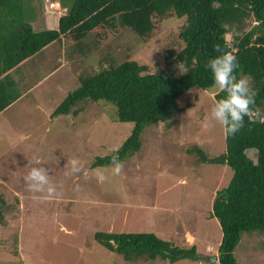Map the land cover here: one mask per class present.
<instances>
[{
    "label": "rangeland",
    "instance_id": "374dc122",
    "mask_svg": "<svg viewBox=\"0 0 264 264\" xmlns=\"http://www.w3.org/2000/svg\"><path fill=\"white\" fill-rule=\"evenodd\" d=\"M18 0L23 18L41 28L43 14L56 17L72 0ZM11 16V23L15 19ZM53 18V19H54ZM183 17L158 24L153 37L142 41L131 28L95 41L94 32L68 42L53 40L12 70L20 97L0 111V195L5 202L0 220V264H121L123 259L93 239L94 230L153 231L182 246L195 243L198 254L215 251L221 231L210 214L211 198L231 170L224 164L202 162L223 149V133L210 125L212 92L190 87L177 97L181 109L168 123L149 124L140 131V145L121 161L123 173L99 183L95 178L65 175L73 158L89 171L93 155L118 146L131 122L117 121L111 106L82 97L76 112L51 114L67 91L79 84V74H92L125 59H135L156 72L163 50L177 46ZM243 20L224 37L240 34L253 24ZM60 42V43H59ZM55 67V68H53ZM247 155L255 157L252 149ZM29 161L49 170L57 195L49 199L27 190L22 177ZM79 185L77 188L76 186ZM244 264H264V230L243 231L233 249ZM134 264H217L213 259L158 256Z\"/></svg>",
    "mask_w": 264,
    "mask_h": 264
},
{
    "label": "trees",
    "instance_id": "16d2710c",
    "mask_svg": "<svg viewBox=\"0 0 264 264\" xmlns=\"http://www.w3.org/2000/svg\"><path fill=\"white\" fill-rule=\"evenodd\" d=\"M12 14L15 23H11ZM170 17H183V22L177 31V46L163 50L158 71L150 72L145 63L125 59L92 74H79V84L53 107L51 114L76 112L78 108L73 106L85 97L108 103L114 120L131 122L118 146L93 155L89 165H107L113 153L121 160L136 151L142 128L167 124L181 109L177 97L188 88L209 90L217 99L211 74L203 66L217 55L213 51L216 43L235 54L237 75L251 79L258 92L256 107L264 114V0H72L58 16L56 27L41 29H34L23 18L18 0H0V111L20 95L10 71L51 41L74 42L93 31L97 42L131 28L145 42L153 37L158 24ZM243 20L254 23L227 42L224 33L238 28ZM192 149L198 160L224 164L231 170L210 202V214L221 231L215 251L198 254L195 243L178 245L149 230H94L93 239L120 255L121 264L156 256L171 263L200 256L217 264H244L233 252L241 233L264 230V123H249L245 118L244 127L235 136H223V149L215 155H205L197 146ZM245 149H252L255 157ZM4 202L0 195V220Z\"/></svg>",
    "mask_w": 264,
    "mask_h": 264
},
{
    "label": "clouds",
    "instance_id": "9594fccd",
    "mask_svg": "<svg viewBox=\"0 0 264 264\" xmlns=\"http://www.w3.org/2000/svg\"><path fill=\"white\" fill-rule=\"evenodd\" d=\"M213 51L217 55L209 58L203 65L211 74V87L218 97L209 108V126L213 123L218 125L227 137L235 136L244 127L245 118L249 123H264V114L256 107L258 92L252 87L250 78L237 75L239 64L235 54L226 51L219 43L213 45ZM184 73H187V69ZM110 160V169L96 168L89 171L80 160L73 158L68 161L65 175L80 176L85 180L95 178L97 182L103 183L108 179L106 170H110L112 176H119L124 170L118 154H111ZM37 165H40V161H29L28 170L22 180L28 191L52 199L57 195L58 187L63 185L53 183L49 170Z\"/></svg>",
    "mask_w": 264,
    "mask_h": 264
},
{
    "label": "crops",
    "instance_id": "0c3cea01",
    "mask_svg": "<svg viewBox=\"0 0 264 264\" xmlns=\"http://www.w3.org/2000/svg\"><path fill=\"white\" fill-rule=\"evenodd\" d=\"M54 3L56 4L57 3V5H59V3H58V1L57 0H54ZM48 11V10H47ZM47 11L44 13V10L42 11L43 12V14H42V17H40L42 20H41V23H39V24H37L38 26H40L41 28H50V27H56V22H57V18H58V16L61 14V13H63V11L62 12H60V13H58V15L54 18V17H49L48 16V14H47ZM54 18V19H53ZM32 27L34 28V26L32 25ZM41 28H37V29H41ZM35 29V28H34ZM52 43V41L50 42V43H48V44H46L45 46H48V45H50ZM60 43V42H59ZM45 46H43V47H45ZM42 47V48H43ZM53 68H55V67H53ZM13 70V69H12ZM12 70L10 71V73H12ZM13 76V75H12ZM14 77V76H13ZM15 78V77H14ZM20 97V96H19ZM18 97V98H19ZM17 98V99H18ZM16 99H14L11 103H13L14 101H15ZM11 103H9V105L11 104Z\"/></svg>",
    "mask_w": 264,
    "mask_h": 264
}]
</instances>
